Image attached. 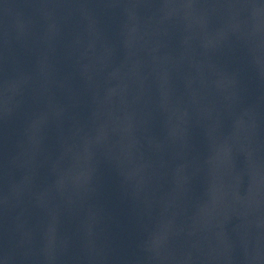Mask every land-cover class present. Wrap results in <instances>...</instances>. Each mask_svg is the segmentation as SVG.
Masks as SVG:
<instances>
[{
  "label": "water",
  "instance_id": "95a60500",
  "mask_svg": "<svg viewBox=\"0 0 264 264\" xmlns=\"http://www.w3.org/2000/svg\"><path fill=\"white\" fill-rule=\"evenodd\" d=\"M162 264H264V181Z\"/></svg>",
  "mask_w": 264,
  "mask_h": 264
}]
</instances>
